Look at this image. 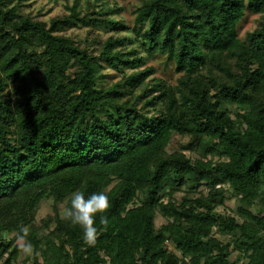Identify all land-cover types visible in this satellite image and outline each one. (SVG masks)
<instances>
[{
  "label": "trees",
  "instance_id": "1",
  "mask_svg": "<svg viewBox=\"0 0 264 264\" xmlns=\"http://www.w3.org/2000/svg\"><path fill=\"white\" fill-rule=\"evenodd\" d=\"M20 1L0 0V264L21 225L31 264H264V0H142L131 28L108 0L48 22ZM155 57L175 86L151 78ZM75 190L109 197L94 247L60 219Z\"/></svg>",
  "mask_w": 264,
  "mask_h": 264
},
{
  "label": "rangeland",
  "instance_id": "2",
  "mask_svg": "<svg viewBox=\"0 0 264 264\" xmlns=\"http://www.w3.org/2000/svg\"><path fill=\"white\" fill-rule=\"evenodd\" d=\"M86 0H80L81 4H83ZM74 0H21L19 11L24 15H29L31 18L37 21H45L48 22L50 19L62 16L67 13V7L72 5ZM142 0H108V4L110 8H119L120 12L118 15L113 17L114 20H122L125 24L131 28L133 26V19H134V11L135 9L140 6ZM256 18L251 15H247L241 23V32L240 35L243 36L247 31L252 30L255 27ZM86 30H71L69 32H64L63 34L69 35L71 34L72 37L76 41H82L86 38ZM107 36V35H106ZM105 34H101L100 38L104 39ZM152 66L155 69V74L152 75L151 78L154 79H162L166 82V84L170 86H175L177 84L178 75L175 74L174 68L172 65H166L165 59L160 57H155L154 59L148 61L145 67ZM142 67L141 69H144ZM103 74L109 75V79L107 80V84H115L120 82V77L115 74L113 71H103ZM103 87L106 84H101ZM186 138L181 137H174L171 142V148L177 150L179 145L183 142H186ZM186 155L191 156L192 158H196V154L186 153ZM183 193H178L174 196L175 200H180ZM64 207V204L58 205V209L61 211ZM235 208V199L230 198L226 201V207L223 209L220 207L218 210L220 212L224 211L229 214H233L232 211ZM53 210V202L51 200L42 201L37 210L36 221L39 222L40 220L44 219L48 215H52ZM164 223V219L157 215L155 224L156 227H159ZM4 236V235H3ZM10 236H8L9 238ZM7 238V239H8ZM169 250H173L172 245L168 243ZM232 250V248H230ZM235 253L230 256L231 259H234ZM16 264H31L28 258L23 257L22 255L19 257Z\"/></svg>",
  "mask_w": 264,
  "mask_h": 264
},
{
  "label": "clouds",
  "instance_id": "3",
  "mask_svg": "<svg viewBox=\"0 0 264 264\" xmlns=\"http://www.w3.org/2000/svg\"><path fill=\"white\" fill-rule=\"evenodd\" d=\"M110 208L111 203L105 192L93 193L85 198L83 191L75 190L70 194L69 204L62 208L60 219L69 222L72 226H79L83 230L84 244L94 247L101 231L106 230L109 225L107 213ZM97 216H99V223L102 226L100 230L96 227ZM30 233L29 226L21 225L19 232L15 235L17 249L25 258H35L40 255L28 239ZM4 238H8L7 233H4Z\"/></svg>",
  "mask_w": 264,
  "mask_h": 264
}]
</instances>
